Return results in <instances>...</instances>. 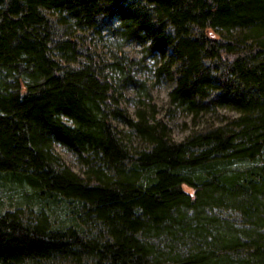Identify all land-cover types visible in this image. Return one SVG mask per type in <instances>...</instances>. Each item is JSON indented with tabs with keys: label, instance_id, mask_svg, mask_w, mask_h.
I'll list each match as a JSON object with an SVG mask.
<instances>
[{
	"label": "trees",
	"instance_id": "trees-1",
	"mask_svg": "<svg viewBox=\"0 0 264 264\" xmlns=\"http://www.w3.org/2000/svg\"><path fill=\"white\" fill-rule=\"evenodd\" d=\"M106 24L159 54L171 102L238 115L180 141L132 115ZM0 186L22 199L0 264H264V0H0Z\"/></svg>",
	"mask_w": 264,
	"mask_h": 264
},
{
	"label": "rangeland",
	"instance_id": "rangeland-1",
	"mask_svg": "<svg viewBox=\"0 0 264 264\" xmlns=\"http://www.w3.org/2000/svg\"><path fill=\"white\" fill-rule=\"evenodd\" d=\"M101 32L92 35V46L105 57L113 59L116 54L126 55L133 60L130 67L131 75L135 76L136 86L129 84L123 90L122 105L135 115L138 109H143L147 115H155L171 130L172 137L180 141L190 133L207 129L231 120L238 112L227 106H211L208 110L194 115L175 102H171L170 90L175 82L172 76L164 71L159 72L163 59L156 52L134 39H125L114 32V28L104 25ZM113 75V72H110ZM57 153L72 170L82 175L85 166L81 164L76 154L60 144L55 146ZM185 188L191 193L194 189ZM17 190V189H16ZM16 190H7L0 186V207L13 209L22 203ZM24 204V203H23Z\"/></svg>",
	"mask_w": 264,
	"mask_h": 264
}]
</instances>
